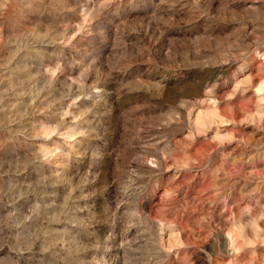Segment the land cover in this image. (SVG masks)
Listing matches in <instances>:
<instances>
[{"label":"rangeland","instance_id":"rangeland-1","mask_svg":"<svg viewBox=\"0 0 264 264\" xmlns=\"http://www.w3.org/2000/svg\"><path fill=\"white\" fill-rule=\"evenodd\" d=\"M0 264H264V0H0Z\"/></svg>","mask_w":264,"mask_h":264}]
</instances>
